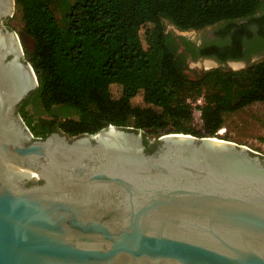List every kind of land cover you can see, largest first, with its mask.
Here are the masks:
<instances>
[{"label": "water", "instance_id": "95a60500", "mask_svg": "<svg viewBox=\"0 0 264 264\" xmlns=\"http://www.w3.org/2000/svg\"><path fill=\"white\" fill-rule=\"evenodd\" d=\"M14 12L0 0V264H264V156L112 125L34 137Z\"/></svg>", "mask_w": 264, "mask_h": 264}, {"label": "trees", "instance_id": "16d2710c", "mask_svg": "<svg viewBox=\"0 0 264 264\" xmlns=\"http://www.w3.org/2000/svg\"><path fill=\"white\" fill-rule=\"evenodd\" d=\"M23 49L38 86L18 112L34 137L57 130L94 134L109 125L146 137L181 133L216 137L226 115L264 102V59L239 71L189 75L170 24L200 31L252 17L264 0H14ZM14 14V15H15ZM175 34V33H174ZM221 62L240 55H218ZM122 92L111 97L109 87ZM141 93V104L131 98ZM203 98V131L191 126L186 99ZM28 104L44 118L30 123ZM150 151V149H147Z\"/></svg>", "mask_w": 264, "mask_h": 264}, {"label": "flooded vegetation", "instance_id": "af4514ba", "mask_svg": "<svg viewBox=\"0 0 264 264\" xmlns=\"http://www.w3.org/2000/svg\"><path fill=\"white\" fill-rule=\"evenodd\" d=\"M173 35L177 39L178 52L185 56L189 75L207 71L205 62L217 65L210 69L225 70L231 63H244L246 68L255 60L264 59V5L250 18L234 23L221 22L183 35L173 32ZM228 53L240 55V58L221 62L218 55ZM192 63H199L200 68L191 69Z\"/></svg>", "mask_w": 264, "mask_h": 264}, {"label": "rangeland", "instance_id": "374dc122", "mask_svg": "<svg viewBox=\"0 0 264 264\" xmlns=\"http://www.w3.org/2000/svg\"><path fill=\"white\" fill-rule=\"evenodd\" d=\"M4 25L14 30L18 34L23 49H31V40L21 33V24L18 15H13V17L6 21ZM166 30L167 32H174L176 34H178V32L180 33V31H177L170 24H167ZM189 32L191 31L182 33L187 34ZM258 60H255L254 62H257ZM232 64H239V66L234 68L232 67ZM214 66L215 65L213 64L212 67ZM190 67L191 69H199L200 65L199 63H192ZM212 67L209 65L205 66L204 69L209 70ZM229 68L225 69V71H239L241 69H244V66H242L241 63H231V67ZM121 92L122 88L119 85H112L109 87V94L113 98L118 97ZM141 101L142 98L140 92H138L137 94H135V96H133V98H131V102L134 105L141 104ZM26 111L27 113H29V116L32 115L30 118V123L32 126L36 124V119L45 117L44 114H38V112L34 108V105L32 104H28L26 106ZM222 129L223 132L220 137H226L227 141L245 145L251 150L264 156V102L251 104L239 111L226 115L224 118Z\"/></svg>", "mask_w": 264, "mask_h": 264}, {"label": "built area", "instance_id": "2783aa9c", "mask_svg": "<svg viewBox=\"0 0 264 264\" xmlns=\"http://www.w3.org/2000/svg\"><path fill=\"white\" fill-rule=\"evenodd\" d=\"M186 103L192 109V119H191V126L196 129L197 131H203V120L201 116V107L203 105V98L198 97L196 99L188 98L186 99ZM223 129H220L216 135L221 136Z\"/></svg>", "mask_w": 264, "mask_h": 264}, {"label": "bare ground", "instance_id": "6f19581e", "mask_svg": "<svg viewBox=\"0 0 264 264\" xmlns=\"http://www.w3.org/2000/svg\"><path fill=\"white\" fill-rule=\"evenodd\" d=\"M205 65H206V66H209V65H210V62H206ZM230 65H231V64H230ZM238 66H239V64H232V67H234V68H236V67H238Z\"/></svg>", "mask_w": 264, "mask_h": 264}]
</instances>
